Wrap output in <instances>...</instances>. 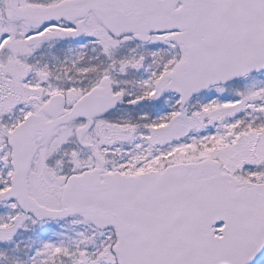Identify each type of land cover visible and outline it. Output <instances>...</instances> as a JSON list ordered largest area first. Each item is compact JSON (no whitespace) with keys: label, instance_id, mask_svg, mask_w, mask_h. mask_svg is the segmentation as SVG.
<instances>
[{"label":"snow or ice","instance_id":"6c2138e0","mask_svg":"<svg viewBox=\"0 0 264 264\" xmlns=\"http://www.w3.org/2000/svg\"><path fill=\"white\" fill-rule=\"evenodd\" d=\"M0 264H264V0H0Z\"/></svg>","mask_w":264,"mask_h":264}]
</instances>
